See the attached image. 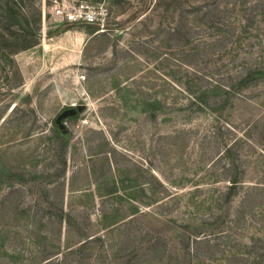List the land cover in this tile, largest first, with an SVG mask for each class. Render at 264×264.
<instances>
[{
    "label": "rangeland",
    "instance_id": "374dc122",
    "mask_svg": "<svg viewBox=\"0 0 264 264\" xmlns=\"http://www.w3.org/2000/svg\"><path fill=\"white\" fill-rule=\"evenodd\" d=\"M54 1L0 0V200L6 199L0 264L12 260L7 248L32 249L31 215L21 206L48 195L63 204L75 230L110 240L89 246L82 264H128L120 223L136 207L193 220L209 212L212 193L226 189V179L209 172L220 153L214 138L220 124L235 129L224 138H239L246 177L211 262L229 264L231 254H248L243 243L264 240V0H79L105 3L103 25L63 23ZM182 17L190 30L186 44L168 33ZM16 21L11 30L36 36L37 46L13 51L23 42L8 33ZM249 70L255 74L248 86L228 97ZM74 109L77 119L61 118ZM56 125H64L63 134ZM21 174L26 187L11 193ZM158 182L178 194L170 208L156 203L164 192ZM44 226L41 238L78 242L74 229L69 236L65 226ZM258 247L249 258L264 252V244ZM100 253L104 258L96 259Z\"/></svg>",
    "mask_w": 264,
    "mask_h": 264
},
{
    "label": "trees",
    "instance_id": "16d2710c",
    "mask_svg": "<svg viewBox=\"0 0 264 264\" xmlns=\"http://www.w3.org/2000/svg\"><path fill=\"white\" fill-rule=\"evenodd\" d=\"M6 5L10 7V4L8 3ZM38 15H41V12L38 11ZM186 23L185 18L182 17L178 20L175 28H170L168 30L169 34L176 36V39L180 37L182 39L181 43L183 44L189 43L191 39L188 37L187 32L190 30L187 28ZM18 24L19 21H16L15 23L13 22L7 25L9 31L8 33L11 37H21L23 39V42L17 44L13 51L26 50L37 46L40 42L36 36L30 38L27 37L26 34L22 35L11 30L14 25ZM2 37L6 40L5 46H9L7 42L8 38H5L4 35ZM254 74L255 71L249 70L239 80L236 87H232L225 92L227 96H232L235 89L247 87ZM227 99L229 98H226V103L228 102ZM194 101L196 103V99H194ZM153 103L151 102L152 110L150 117L153 121H156L157 107ZM195 103L191 104L195 105ZM198 109L201 112L205 111L203 106L200 105L198 106ZM207 109L211 112L217 110L220 112V110H223V107L215 109L212 106H207ZM75 110L76 114L72 115L69 119L78 118L80 111L78 109ZM225 130L233 132L235 129L232 124L227 126L220 124L219 126H216L214 138L216 139V148L218 151L220 150V153L218 152L219 154L212 160L209 166V172L212 175L213 173L214 175L219 174V176L226 179L227 186L222 194L219 193V196L212 193V204L204 210H208L209 212L205 214L200 212L199 215L196 216L197 218L193 220H180L176 219L174 215L169 213L163 214V216H153L150 212H146L143 208L136 207L135 212H133V214L129 217L128 222L126 224H124L125 222L120 223L123 228V233L120 236L122 246L125 248L128 245V254L126 256L123 255L122 257L123 263L213 264V262H211V257H213L212 255L217 252V248L221 245L220 242H225V230L228 229V226H226L227 219L230 216L229 205L239 193L240 187L244 186L246 177V168L243 165V150L242 145L239 142V138L228 141L224 138ZM55 131L63 134L65 128H61L60 125H56ZM66 146L67 145L64 144V151ZM61 164L65 165V160H63ZM13 177H15V175L7 179H13ZM17 177H19L17 178L19 187L14 188L16 185L12 186L10 191L11 193L23 192V187H26L25 184L28 182L25 174H21ZM159 185L163 188L164 192L161 196L164 197L161 198L160 196V199L157 200L156 203L161 207H166V209L170 208L169 205H173L175 202L177 203L178 194L173 193L170 188L163 186L161 183H159ZM29 191L33 192L34 186L31 187ZM51 191V188H49L48 192ZM152 191V193H154L156 190ZM154 195L155 194H153V196ZM46 197L47 200L45 201L38 197L39 201L29 207L21 206L24 213L29 212V215H31L30 221H32V223L30 227L32 229V233L29 232V235L34 246L32 249L28 248V250H20L14 247H11V250H9L7 248V258H11L12 260L3 262V264H17V260L20 258H22L23 264H82L83 260L85 261L89 257L85 254L89 249V246H96L99 248V245H102L106 241H110L102 234L89 235L88 231L81 226H78L77 230H75L74 228H76V226L72 222V217L67 210L64 209L63 204L56 198H52L49 195ZM5 200L6 199L0 200V211L6 210ZM179 205L181 206V202ZM180 206L177 209L178 211ZM177 210L174 211V213H176ZM38 217H41V219L38 220ZM36 223L38 224V227L34 226ZM46 224L48 226H55L57 224L65 226L66 233L69 236L73 233L72 229H74V232L78 237V242L70 246L64 245L61 239H59V235L56 234H53L50 237L41 238L38 228L39 226L42 227ZM175 228H178L176 232L174 231ZM2 231L3 229L0 230V238ZM169 231H174V234H170ZM8 233L10 237V231H8ZM60 236L62 237V235ZM123 241L128 242V244H125ZM258 243L264 244V240L262 238L252 237L250 242H245L242 245L244 250L249 254V252L254 248H259ZM14 254H18V257H14ZM115 254L119 258V254L116 250ZM248 254L233 253L228 256L227 261L229 264H238L239 261H243L245 264L250 263V261H252L250 264H259L264 260V252L262 251L257 252L255 258H249ZM3 258L4 256L1 255L0 259ZM95 258L101 259L104 257L103 254L100 253L99 256L97 255Z\"/></svg>",
    "mask_w": 264,
    "mask_h": 264
},
{
    "label": "built area",
    "instance_id": "2783aa9c",
    "mask_svg": "<svg viewBox=\"0 0 264 264\" xmlns=\"http://www.w3.org/2000/svg\"><path fill=\"white\" fill-rule=\"evenodd\" d=\"M54 3V16L63 23L103 25L109 16V10L105 3L90 5L79 0H71L68 6L58 0H55Z\"/></svg>",
    "mask_w": 264,
    "mask_h": 264
},
{
    "label": "water",
    "instance_id": "95a60500",
    "mask_svg": "<svg viewBox=\"0 0 264 264\" xmlns=\"http://www.w3.org/2000/svg\"><path fill=\"white\" fill-rule=\"evenodd\" d=\"M74 114H76V110L74 109V110H72V111H70L69 113H67V112H63L62 113V115H61V118L63 119V118H67L68 116H72V115H74ZM60 127L61 128H64V125H60Z\"/></svg>",
    "mask_w": 264,
    "mask_h": 264
}]
</instances>
